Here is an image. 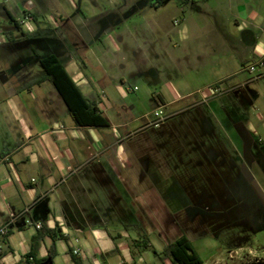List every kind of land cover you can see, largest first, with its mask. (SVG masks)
<instances>
[{
    "label": "rangeland",
    "instance_id": "374dc122",
    "mask_svg": "<svg viewBox=\"0 0 264 264\" xmlns=\"http://www.w3.org/2000/svg\"><path fill=\"white\" fill-rule=\"evenodd\" d=\"M183 3L184 0H161L160 3L159 0H0V90L24 86L43 75L39 58L55 54L70 73L75 66L81 70L86 77L82 86L85 93L96 96V92L106 89L114 99L115 108L128 107L126 113L133 122L124 129L138 133L133 141L145 137L146 167H159L154 172L156 176H150V182L165 166L177 161L176 155L180 152L183 163L178 162L176 172L184 189H172L175 198L162 193L173 212V223L158 230L148 227L153 222L146 223L150 245L132 247L142 257V261L136 257L139 264H171L168 259L161 260L153 249L161 251L169 241L183 234L205 264H264V182L258 177L251 185L253 174L247 168L251 158L247 156V159L242 151L249 149L247 155L252 153V160L264 172V65L257 63L250 70L251 63L242 70L239 62L241 72L232 78V90L214 84L216 96L206 106L169 116L173 110L201 97L205 91L202 84L209 79L212 63V59L205 60L194 67L185 55L192 49L205 48L207 35L202 31L191 41L186 36L182 39L176 30L184 28V24L191 26L193 21L206 24L210 15L198 17L191 3ZM214 3L215 0L210 1ZM4 6L20 21L26 36L9 22ZM24 9L28 11L27 16ZM29 13L35 15V20ZM221 26L230 44L227 27ZM6 31H12L15 41L6 40ZM112 39L120 43L119 50L113 47ZM229 47L225 46L227 50ZM227 56L228 59V53ZM143 59L147 62L142 63ZM253 60L256 58L251 56L241 61ZM142 65L145 71L137 69ZM230 67L228 64L226 71ZM91 76L97 79L96 91ZM179 80L197 90L178 106L159 107L153 94L161 92L166 81L178 84ZM116 86L122 88L125 98ZM246 89L254 90L257 96H250ZM112 108L108 106V113L112 114ZM159 109L163 110V119L158 126H153L149 122ZM200 114L209 116L214 125L212 133H200L197 125L191 127ZM173 129L179 139L193 130L188 145L184 140L182 145H179L181 141H175L171 136ZM154 137L156 143H153ZM219 148H224L220 154L209 152ZM154 158L158 159L157 163ZM220 158L225 160L224 164H218ZM130 233L136 236L137 231L131 229ZM109 257L111 264L120 263L116 254Z\"/></svg>",
    "mask_w": 264,
    "mask_h": 264
},
{
    "label": "crops",
    "instance_id": "0c3cea01",
    "mask_svg": "<svg viewBox=\"0 0 264 264\" xmlns=\"http://www.w3.org/2000/svg\"><path fill=\"white\" fill-rule=\"evenodd\" d=\"M203 1L201 4L198 0H187L183 4L191 3L198 17L208 14L210 21L206 24L193 21L191 26L184 24L176 34L191 41L202 31L207 35L205 48L192 49L185 55L194 67L197 62L212 59L209 79L202 84L205 91L201 97L184 108L173 110L168 114L171 117L199 105L206 106L216 96L214 84L232 90V78L248 64L264 65V0H215L214 4H210L211 0ZM222 24L228 29V43L231 45L226 42ZM212 32H216V36H212ZM111 41L115 50L121 48L122 38L120 43ZM227 45L230 46L228 50ZM251 56L256 60L241 61ZM145 61L147 59L141 60L142 63ZM239 62L241 68H238ZM228 64L231 67L226 71ZM138 67L146 70L143 65ZM65 68L83 94L97 103L109 125L78 126L49 80L0 90V227H8V233L0 237V264H25L32 237L45 229L58 231L65 239L43 235L34 250L37 264H74L69 248L80 250L83 264H111L109 256L113 254L118 256V264H139L137 258L142 261V257L130 246V239L138 233L134 236L130 231H137L134 224L139 222L145 231L148 230L146 223L153 222L148 225L150 230H158L160 226L167 228L173 223V212L162 193L164 191L166 196L175 198L172 189H184L180 174L176 172L178 162L183 163V158L180 152L177 153V161L167 163V168L165 166L150 182V176H156L154 172L159 167L153 166L155 171L146 167L145 137L133 141V136L138 133L124 129L132 121L126 113L128 107L115 108L114 99L106 89L96 92V96L85 93L82 86L86 77L81 70L75 66L70 73ZM90 79L96 91L94 82L97 79L92 76ZM225 79L227 81L223 83ZM100 80L103 82L102 78ZM186 84L183 80L178 84L166 81L164 89L153 94V98L162 108L178 106L176 104L197 90ZM116 89L125 98L122 88L116 86ZM249 90L250 96H257L254 90ZM109 105L114 108L112 114L108 113ZM193 123L191 127L197 125L200 133L214 131L208 115H198ZM180 125L187 128L182 123ZM192 132L190 129L179 139L173 129L171 136L177 143L181 141L179 145L183 140L188 145ZM153 140L156 143L155 137ZM223 149H210L209 152L220 154ZM209 152L208 156H212ZM36 223H41V228L35 227ZM51 252H54L52 256Z\"/></svg>",
    "mask_w": 264,
    "mask_h": 264
},
{
    "label": "trees",
    "instance_id": "16d2710c",
    "mask_svg": "<svg viewBox=\"0 0 264 264\" xmlns=\"http://www.w3.org/2000/svg\"><path fill=\"white\" fill-rule=\"evenodd\" d=\"M187 1V0H184ZM161 0H159V3ZM5 11L9 17V22L14 28L20 31L21 35L26 36L27 33L20 26L18 21L6 6ZM24 14L28 15V11L24 10ZM31 19L35 20V15L29 13ZM26 15V16H27ZM6 40L9 42L15 41L12 31H6ZM39 63L43 69V75L30 81L28 85H36L44 80H49L57 89L63 101L66 104L67 110L75 123L78 126H108L109 120L105 114L99 109L96 102L87 98L80 87L72 79L71 75L65 68L64 63L55 55L48 54L39 58ZM227 79L222 82L225 83ZM137 227L138 237L130 239V246L132 247H145L149 246L148 233L142 228L140 222L134 224ZM49 235L51 238L65 239L64 235L58 231L52 229H45L38 231L31 240V251L25 255V264H37L38 260L35 259V247L38 241L43 235ZM132 241V243H131ZM154 253L161 259H168L171 264H205L202 258L198 255L197 251L193 247L190 239L186 235H181L173 241H169L161 251H155ZM69 253L74 264H83L79 254L73 252V249L69 248ZM54 252H51V256ZM124 264H127L124 262ZM137 264V263H133Z\"/></svg>",
    "mask_w": 264,
    "mask_h": 264
},
{
    "label": "flooded vegetation",
    "instance_id": "af4514ba",
    "mask_svg": "<svg viewBox=\"0 0 264 264\" xmlns=\"http://www.w3.org/2000/svg\"><path fill=\"white\" fill-rule=\"evenodd\" d=\"M25 10V9H24ZM24 10H23V12H24ZM20 26H22L21 25V23H20ZM241 86V85H240ZM240 86H237V89L240 87ZM239 90V89H238ZM247 91H246V93H248V92H251L249 89H246ZM239 94H242V93H239ZM249 96V95H248ZM166 117H167V115H166ZM159 125V124H158ZM157 125V126H158ZM154 126V125H153ZM246 138V137H245ZM247 139V138H246ZM159 144V143H158ZM247 150V151H246ZM245 154H246V158H247V156L249 157V162L247 163V168L250 170V172L253 174V176H252V179H251V185H252V183H253V181H254V179H257L258 177L261 179V181H262V183L264 182V172L261 170V168L255 163V161H253L252 160V157H253V155H252V153L251 154H249V155H247V152L248 151H250L249 149H244V150H242ZM248 159V158H247ZM225 160H223V159H221L220 158V160H219V163L218 164H224L223 162H224ZM145 162H147V161H145ZM249 175V174H248ZM259 175V176H258ZM248 177H250V176H248ZM250 182V181H249ZM262 204L264 205V201L262 200ZM150 223H152V222H150ZM152 225V224H151ZM257 264V263H256Z\"/></svg>",
    "mask_w": 264,
    "mask_h": 264
},
{
    "label": "built area",
    "instance_id": "2783aa9c",
    "mask_svg": "<svg viewBox=\"0 0 264 264\" xmlns=\"http://www.w3.org/2000/svg\"><path fill=\"white\" fill-rule=\"evenodd\" d=\"M253 68H254V65H251L249 67L250 70H252ZM215 91H216V89H215ZM153 115H154V119L152 121H150L149 124L157 126L163 119V110L159 109L158 111H155ZM26 222L28 224H32L29 220H26ZM35 227L41 228V223H36ZM7 233H8V227H6V226L0 227V237L5 236ZM1 252H2V250L0 248V253ZM73 252L76 254H79L80 250L78 248H75V249H73ZM129 264H131V263H129Z\"/></svg>",
    "mask_w": 264,
    "mask_h": 264
}]
</instances>
